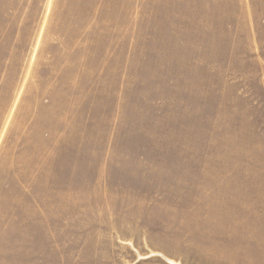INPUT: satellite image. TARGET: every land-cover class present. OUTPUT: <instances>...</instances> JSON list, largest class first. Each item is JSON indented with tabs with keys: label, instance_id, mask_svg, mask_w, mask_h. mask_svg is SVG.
I'll list each match as a JSON object with an SVG mask.
<instances>
[{
	"label": "rangeland",
	"instance_id": "rangeland-1",
	"mask_svg": "<svg viewBox=\"0 0 264 264\" xmlns=\"http://www.w3.org/2000/svg\"><path fill=\"white\" fill-rule=\"evenodd\" d=\"M0 264H264V0H0Z\"/></svg>",
	"mask_w": 264,
	"mask_h": 264
}]
</instances>
